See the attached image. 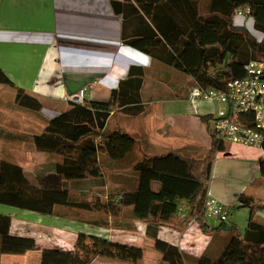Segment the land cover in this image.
<instances>
[{"label": "trees", "instance_id": "1", "mask_svg": "<svg viewBox=\"0 0 264 264\" xmlns=\"http://www.w3.org/2000/svg\"><path fill=\"white\" fill-rule=\"evenodd\" d=\"M168 2L171 4L166 13L181 18L169 24L171 33L176 28L185 34L180 45L171 42L167 35L169 30L162 32L165 41L172 45L173 51H170L151 27L146 37L125 38V43L190 75L193 85L202 88L223 89L229 79L244 75V65L248 61H264V0H209L204 13L197 0ZM111 5L115 12H123L119 1L111 0ZM140 7L153 18L150 2ZM244 7L248 8L253 29L260 38L244 24H233L235 10ZM129 12L137 10L132 7ZM0 84L14 88L18 107L40 110V101L16 87L2 69ZM141 84L142 71L130 68L127 77L111 90L108 100L68 101L65 109L47 119L41 131L30 136L36 151L59 157L50 175L37 183L18 164L1 159L0 204L48 215L58 206L103 211L112 217L129 209L133 219L146 223V232L161 255V264H264V220L257 221L255 217L258 210H264V202L243 193L238 201L248 209L244 232L241 235L234 229L215 261L204 254H186L177 245L156 236L160 225L175 224L180 201L186 203L185 219L192 218L202 232L233 229V224L225 229L224 222L211 226L203 212L212 160L225 145L208 127L210 146L204 156L190 157L175 150L144 155L131 165L134 183L129 188L106 197L105 201L72 198L66 184L104 177L100 155L119 160L133 148L136 141L132 135L118 128L108 129L107 123L116 109L128 114L140 111ZM210 118L209 115L200 116L207 126ZM260 148L264 150V134ZM259 166L264 173V160H259ZM35 247L34 237L11 233V216L0 212V255L24 254ZM95 257L132 263L142 257V249L133 243L78 233L72 250L46 248L41 250L39 259L40 264H89Z\"/></svg>", "mask_w": 264, "mask_h": 264}, {"label": "crops", "instance_id": "2", "mask_svg": "<svg viewBox=\"0 0 264 264\" xmlns=\"http://www.w3.org/2000/svg\"><path fill=\"white\" fill-rule=\"evenodd\" d=\"M115 1L122 4L120 9L123 8L124 13L115 12L111 0H0V69L16 87L37 98L42 110L52 113L43 112L45 119L65 109L68 105L66 97L83 86H88L85 100H108L111 90L127 77L129 69H139L142 71L140 111L128 114L116 109L107 123L108 129L127 132L136 142L122 159L105 158L111 164L116 163L115 167L119 163L124 167L131 166L144 155L168 150L190 157L204 156L210 146L207 131L210 119L207 126L200 116L211 117L220 104L206 100L192 104L187 99L188 90L194 84L190 75L125 43V38L146 37L151 27L173 51L162 32L169 30L167 35L171 42L180 45L185 34L176 28L171 33L169 24L181 18L166 13L171 4L169 0ZM197 1L204 13L209 0ZM149 2L153 18L140 7ZM132 7L136 8V13L129 12ZM243 19L234 16L233 24H244L251 31L252 19L248 16V25L242 23ZM2 90L7 91L3 98ZM13 90V87L0 84V126L11 112V106H15L17 113L23 114L22 118L32 127L33 111L16 105ZM44 125L45 122L41 123L42 127ZM3 127H0V134L11 133ZM31 127H27L29 131ZM259 160H264L262 148L234 143L225 144L212 160L207 197L229 208L228 226L233 224L234 210L239 212L246 208L240 206V194L264 202L261 197L264 173L260 171ZM179 205L182 210L176 217L177 226L166 225L168 234H163L160 230L165 226L160 225L156 236L177 245L186 254H204L214 261L232 233L202 232L192 218L185 219L186 203L180 201ZM260 214L264 220V210H258L255 217ZM183 223L186 227L179 230ZM217 223L213 220L209 224Z\"/></svg>", "mask_w": 264, "mask_h": 264}, {"label": "rangeland", "instance_id": "3", "mask_svg": "<svg viewBox=\"0 0 264 264\" xmlns=\"http://www.w3.org/2000/svg\"><path fill=\"white\" fill-rule=\"evenodd\" d=\"M248 16V14L243 16L245 19L242 23L249 24ZM243 17L240 16V19ZM251 32L260 38V34L253 28ZM6 92L2 90V98L5 97ZM10 109L11 112L1 121V124L11 130V133L0 134V160L5 159L18 164L29 178L38 183L41 178L43 180L50 175L59 157L51 153L36 151L30 142V136L40 132L41 123L46 122L47 119L42 113H52L42 108L39 111H33L34 121L31 127L30 123L22 118L24 115L20 116L17 113V107L11 106ZM27 127H31V132ZM99 161L104 170L103 178L66 184L73 199L105 201L109 196L133 185L134 175L132 171L130 172L131 166L124 165L123 167L122 163H119L121 168H119L120 165L115 167L116 163L111 164L112 162L104 155L99 156ZM115 169L120 170L115 172ZM121 171L125 173L121 175ZM263 196L264 194L261 196L264 199ZM234 211L233 229L230 232L236 229L237 233L242 235L248 218V209L243 208L239 212L235 209ZM0 212L11 216V233L30 235L36 240V247L24 254L0 255V264H40L41 250L46 248L72 250L78 233L96 234L119 242L133 243L142 249V257L136 262L95 257L89 264H161V255L153 247V239L146 232V223L133 219L129 209L123 210L117 217H112L103 211H85L58 206L52 214L48 215L0 204ZM261 217V214L256 215V220L262 221ZM206 219L208 223L214 220L211 217ZM186 223L181 224L178 229H184ZM166 225L168 224H162L163 227L165 226V229L160 230L163 234H168ZM172 226L176 227L177 221ZM223 226L228 227V224L224 222ZM225 229L228 230V228ZM216 259L214 258V261Z\"/></svg>", "mask_w": 264, "mask_h": 264}, {"label": "built area", "instance_id": "4", "mask_svg": "<svg viewBox=\"0 0 264 264\" xmlns=\"http://www.w3.org/2000/svg\"><path fill=\"white\" fill-rule=\"evenodd\" d=\"M247 7L235 10V16L248 14ZM244 75L229 79L223 89L190 86L187 99L192 104L215 101L219 108L210 118V129L224 144L260 147L264 134V61L254 59L244 65ZM88 86H83L66 97L82 103ZM182 208L180 207L179 211ZM204 216L217 222H228V207L207 197Z\"/></svg>", "mask_w": 264, "mask_h": 264}]
</instances>
